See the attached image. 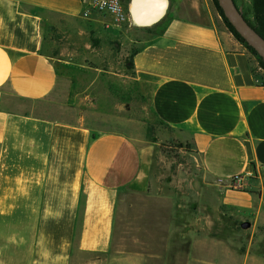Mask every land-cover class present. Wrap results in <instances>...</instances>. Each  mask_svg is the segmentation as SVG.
Listing matches in <instances>:
<instances>
[{
    "label": "crops",
    "instance_id": "0c3cea01",
    "mask_svg": "<svg viewBox=\"0 0 264 264\" xmlns=\"http://www.w3.org/2000/svg\"><path fill=\"white\" fill-rule=\"evenodd\" d=\"M84 13L83 0H0V264H264L226 210L264 204V84L246 46L213 0H169L163 32L131 54L155 115L217 184L220 227L208 190L183 206L153 189L158 142L73 119L71 62L43 47L50 18L76 21L68 53L85 59Z\"/></svg>",
    "mask_w": 264,
    "mask_h": 264
},
{
    "label": "rangeland",
    "instance_id": "374dc122",
    "mask_svg": "<svg viewBox=\"0 0 264 264\" xmlns=\"http://www.w3.org/2000/svg\"><path fill=\"white\" fill-rule=\"evenodd\" d=\"M236 1L240 10L252 18V0ZM97 15L92 12L80 24L91 43L92 52L85 59L68 53V49L70 51L75 46L70 40L79 41L80 34L75 32L77 26H72L76 21L53 16L49 20L53 25L48 26L45 33L43 49L50 55L61 56L71 62H63L59 71L69 99L73 101V119L82 120L97 133L117 130L140 142H158L153 189L157 193L179 198L183 206L192 205L197 196L208 190L212 195L206 202V210L213 213L215 225L222 227L224 223L218 218L222 201L217 184H210L204 177L200 160L192 146L171 138V130L155 115L150 101L153 80L136 75L132 69V49L140 44L144 36H152L149 34L155 33V28L136 27L131 22L117 25L108 19L97 21ZM71 36L74 39H70ZM251 57L255 74L264 84V67L254 55L251 54ZM244 209L237 205H232L230 210L226 207L232 226L244 227V223L249 224L246 227L247 235L241 237H247L243 248L248 247L252 258L264 262V204L260 206L255 201L249 211Z\"/></svg>",
    "mask_w": 264,
    "mask_h": 264
},
{
    "label": "water",
    "instance_id": "95a60500",
    "mask_svg": "<svg viewBox=\"0 0 264 264\" xmlns=\"http://www.w3.org/2000/svg\"><path fill=\"white\" fill-rule=\"evenodd\" d=\"M218 3L236 31L264 59V37L249 23L235 0H218ZM168 6L169 0H131V19L137 26H152L165 17Z\"/></svg>",
    "mask_w": 264,
    "mask_h": 264
},
{
    "label": "trees",
    "instance_id": "16d2710c",
    "mask_svg": "<svg viewBox=\"0 0 264 264\" xmlns=\"http://www.w3.org/2000/svg\"><path fill=\"white\" fill-rule=\"evenodd\" d=\"M214 5L219 12L220 16L222 17L225 25L227 28L233 33V35L241 42L243 43L248 51L258 59L259 63L264 67V59L258 54V52L251 47L247 41L239 34L234 26L231 24V22L228 20V18L225 16L221 6L218 3V0H213ZM237 3V1L235 0ZM124 3L127 8H129L130 0H124ZM238 5V4H237ZM239 7V6H238ZM246 19L249 21V23L264 37V0H252V13L253 17L250 18L244 11H242ZM165 20L166 18L162 19L160 22L156 23L152 26V28H155V34L162 33L165 29ZM151 28V29H152ZM132 63V58L130 60ZM95 137V134H93Z\"/></svg>",
    "mask_w": 264,
    "mask_h": 264
},
{
    "label": "built area",
    "instance_id": "2783aa9c",
    "mask_svg": "<svg viewBox=\"0 0 264 264\" xmlns=\"http://www.w3.org/2000/svg\"><path fill=\"white\" fill-rule=\"evenodd\" d=\"M83 2L85 6L84 16L98 12L109 16L110 20L117 25L131 21L130 11L124 0H83ZM243 187V176L241 174L235 175L230 183V188L240 190Z\"/></svg>",
    "mask_w": 264,
    "mask_h": 264
}]
</instances>
